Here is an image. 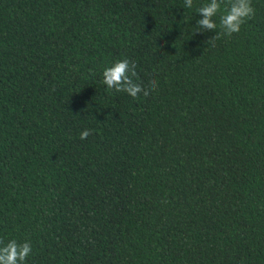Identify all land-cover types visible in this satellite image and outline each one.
Returning <instances> with one entry per match:
<instances>
[{
  "label": "trees",
  "instance_id": "trees-1",
  "mask_svg": "<svg viewBox=\"0 0 264 264\" xmlns=\"http://www.w3.org/2000/svg\"><path fill=\"white\" fill-rule=\"evenodd\" d=\"M208 2L0 0V239L27 264H264V0L215 46ZM124 58L149 96L106 90Z\"/></svg>",
  "mask_w": 264,
  "mask_h": 264
},
{
  "label": "clouds",
  "instance_id": "clouds-1",
  "mask_svg": "<svg viewBox=\"0 0 264 264\" xmlns=\"http://www.w3.org/2000/svg\"><path fill=\"white\" fill-rule=\"evenodd\" d=\"M194 0H184L183 7L192 8ZM223 5V9H222ZM197 13L201 19L197 20L193 34L214 31L218 29L217 20L219 18V31L210 37L206 43L215 46V41L221 36L231 37L239 33L242 26L252 19L256 10L252 0H209L197 8ZM137 65L135 61L127 58L115 61L103 71L102 83L107 86L106 90L115 92H125L133 98H138L140 94L149 96L158 87V81L153 79L147 88L138 82ZM92 135L91 129H85L79 133L81 140H86ZM32 254V245L28 241L23 243L15 239L7 243L0 239V264H27L28 257Z\"/></svg>",
  "mask_w": 264,
  "mask_h": 264
}]
</instances>
